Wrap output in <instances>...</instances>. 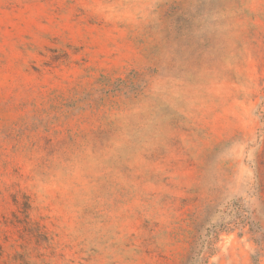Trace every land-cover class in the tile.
I'll return each mask as SVG.
<instances>
[{"label": "rangeland", "instance_id": "374dc122", "mask_svg": "<svg viewBox=\"0 0 264 264\" xmlns=\"http://www.w3.org/2000/svg\"><path fill=\"white\" fill-rule=\"evenodd\" d=\"M0 264H264V0H0Z\"/></svg>", "mask_w": 264, "mask_h": 264}]
</instances>
